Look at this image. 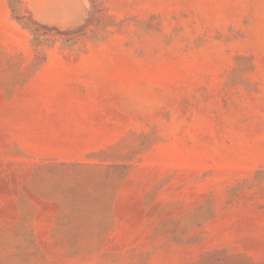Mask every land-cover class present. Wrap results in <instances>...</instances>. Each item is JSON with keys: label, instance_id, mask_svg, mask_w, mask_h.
Wrapping results in <instances>:
<instances>
[{"label": "rangeland", "instance_id": "obj_1", "mask_svg": "<svg viewBox=\"0 0 264 264\" xmlns=\"http://www.w3.org/2000/svg\"><path fill=\"white\" fill-rule=\"evenodd\" d=\"M0 264H264V0H0Z\"/></svg>", "mask_w": 264, "mask_h": 264}]
</instances>
